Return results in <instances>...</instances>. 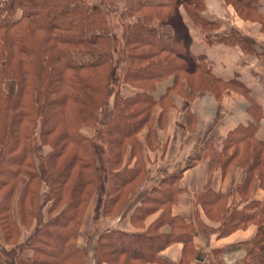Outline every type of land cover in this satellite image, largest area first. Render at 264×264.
I'll return each instance as SVG.
<instances>
[{
  "label": "trees",
  "instance_id": "obj_1",
  "mask_svg": "<svg viewBox=\"0 0 264 264\" xmlns=\"http://www.w3.org/2000/svg\"><path fill=\"white\" fill-rule=\"evenodd\" d=\"M123 1L131 22H123L117 49L108 14L118 6L117 0H0V222L4 242L9 243L0 239V260L4 258L5 264H87L80 228L86 205L97 193L104 199L101 218L113 213L112 218L119 217L125 200L128 205L133 198L136 202L129 221L135 227L99 232L96 264L164 261L159 251L174 243L184 245L181 263L186 252L195 251V226L174 213L185 192L179 181L191 165L169 173L161 164L163 177L146 193L136 194L148 176L139 134L149 127V145L157 143L152 121L156 115L164 122L168 107H178L173 95L182 97L184 106L198 91L220 98L226 88L234 87L254 99L243 81L218 77L211 59L191 51L192 36L182 10L205 32L207 43L224 41L247 51L251 41L235 29L210 37L211 28L221 22L203 14L205 0ZM263 3L229 2L242 18L264 22L257 12ZM169 25L172 31L164 29ZM6 80L16 83L14 93L5 88ZM165 81L169 85L159 96L158 86ZM123 84L134 87L135 93L122 95ZM95 124L94 134H87L85 128ZM257 131L254 125L239 126L222 147L209 140L194 152L197 161L208 159L225 170L239 164L247 170L232 207L227 206L226 195L209 188L199 196L203 205L224 218L221 235L256 224L255 236L242 244L247 255L240 264H264V199L246 194L257 177L264 187V137L258 138ZM103 157L109 158L107 170ZM21 184L15 215L13 204ZM159 210L163 212L157 220L138 230ZM18 220L25 226L36 223L27 242L17 243ZM166 224L169 230L160 231ZM30 247L37 248L32 263L23 255Z\"/></svg>",
  "mask_w": 264,
  "mask_h": 264
},
{
  "label": "crops",
  "instance_id": "obj_2",
  "mask_svg": "<svg viewBox=\"0 0 264 264\" xmlns=\"http://www.w3.org/2000/svg\"><path fill=\"white\" fill-rule=\"evenodd\" d=\"M183 12L184 10H182ZM206 12V17L220 21H225L223 17H227L231 21H227V23L232 28L239 29L242 35L251 41H249L250 46L253 47L251 50L256 54L245 52L238 44L231 45L224 41L207 43L204 39V32L188 23L184 18L189 24L192 36L191 51L196 55L204 54L211 59L214 63L213 70L218 77L226 81L235 78L243 81L251 89L255 100H250L234 87L226 88L220 98L208 91H198L193 101L184 106V99L173 95L171 99L175 101L178 107H168L165 118H163L164 122L160 123L156 115L152 121L151 128L156 133L157 138L155 140L157 143L152 147L149 145L146 137L149 127H145L139 134L142 145L146 146L143 151L149 154L145 158L148 164V176L146 183L136 193L142 195L149 190L152 184L163 177V172L160 169L161 164L168 168L169 173L184 169L186 165H191L183 170L179 181V186L185 188V192L180 194L175 203L174 213L182 216L187 222H192L195 226V251L196 253L199 251L198 260L195 264L202 263L203 255L205 258L203 264H207L208 256L215 254L224 255L221 257L228 263L231 262L232 258L244 254L245 250L242 249L244 248L242 244L250 241L257 231L256 224L252 223L230 234H220V228L224 226V218L216 209H210L203 205L199 201V196L209 188L213 193L226 195L227 206L232 207L231 204L235 203V195L237 194L234 192L237 187L245 183L247 170L239 164H231L225 170L221 166H213L208 159L197 161L194 158L195 150L200 149L209 140L218 148L222 147L228 134L239 126L254 125L256 128L258 127L257 137H264V22L260 18L243 20L228 4L225 5L222 12H219L218 9L214 14H208V10ZM257 12L264 17V3L257 7ZM160 84L156 93L159 96L165 92L169 81ZM123 91L126 96H130L135 93L136 89L129 84H124ZM246 194L248 198L254 200L264 199V187L261 185L259 177L250 184ZM246 194L243 193V195ZM135 202V198L131 199L130 205L127 204L129 206L127 210H123L121 216L111 220L106 229L118 226L135 227L129 223L130 209L135 205ZM162 212L163 210H159L148 216L144 222L145 226L138 228V230L147 228L160 217ZM99 220L98 218L96 222ZM31 228L30 230L33 232L36 230L35 227ZM162 228L169 230L168 224L163 225ZM81 237L80 235V245L87 248V264H96L99 232L90 238L87 236L84 241H81ZM183 249L182 243H174L160 251L159 256L164 261L148 264H182Z\"/></svg>",
  "mask_w": 264,
  "mask_h": 264
},
{
  "label": "rangeland",
  "instance_id": "obj_3",
  "mask_svg": "<svg viewBox=\"0 0 264 264\" xmlns=\"http://www.w3.org/2000/svg\"><path fill=\"white\" fill-rule=\"evenodd\" d=\"M117 1H118V6L116 8H114L113 11H110L109 12L107 10V8H106V10L108 11V14H109L110 30H111V33H112V35L114 37V43L116 45V48L119 49L120 48V43L122 41V36H121L122 34H121V32H122V29H123V22L129 23V22H131V18L128 17V15H127V13H126V11L124 9L125 1H123V0H117ZM205 1H206L205 2V7L206 8H205V11L203 12L204 15L207 14L206 10H208V14H214L217 9L219 10V12H222L224 10L226 4L231 5V4H229V2L230 3L231 2H234V0H205ZM232 7L234 9V12L241 19H243V20H253L252 18H242L239 15V13L236 10V8L234 6H232ZM235 13H233V14H235ZM182 15L187 20V22L190 23V20L188 19V16L186 15V13L183 12ZM223 18H224V20L226 22L219 20L221 22V26L220 27H215V26L212 27L211 30H210V31H212L210 37L214 38V37L221 36V35H227L232 29L235 28V27L232 28L230 26V24L227 23V21L228 22H231L230 20H228L227 17H223ZM164 29L171 30L172 28L169 25V27H164ZM235 29H236L235 31L237 33H239V34L242 35V33H241V31L239 29H237V28H235ZM247 50L248 51H245V52H249V53H251L253 55L256 54L254 51L251 50L250 45H249V48ZM123 85H122V88H123ZM160 85H162V84H160ZM5 88L10 93H14L16 91V83L14 81L6 80V82H5ZM122 95L126 96V93L123 91L122 92ZM110 114H111L110 111H108L107 112V115L108 116L106 118L110 117ZM97 126L98 125L95 124L93 126H89V127L85 128L86 133L89 134V135H93L94 132H95V130H96V128H97ZM152 137H153V139H156L157 138L156 133H154L152 135ZM143 149H146V146H143ZM143 154H144V157L145 158H146L147 155H149V154H147L144 151H143ZM102 159L103 160H102L101 164L107 170L108 169V166H109V158L108 157H103ZM101 174H102L101 178H103L101 190H102V192H104L105 189H106V187H107V181L104 180L105 179V172H103ZM146 181L147 180L144 179L143 182H142V185L144 183H146ZM23 185L24 184H21L20 188H18L16 197L14 199L13 209H14V214L15 215H18L16 204H17V199H18V197L20 195V191H21ZM99 195L97 193L96 197L91 198L90 204L86 205V209H87V207H88V209L85 210L84 220H83V223L81 224V228H80V235L82 236L81 237L82 238L81 241H84V239L87 238V236H88V238H90V236H92L93 234L98 233V232L106 229L107 227H109L111 220H113L115 218H118L117 216L115 218H112L113 216L116 215V213H113L112 216H109V217H106V218L105 217H103V218L100 217L101 216V211H99V209H101L102 203H103V200L104 199H102V196H99ZM103 197H104V195H103ZM127 200H125L123 202V204L121 206V210L119 211V214L121 213V211H123L126 208L128 202H129V200L128 201ZM48 208H49V204L46 205V210H47L46 212L47 213L45 212V219L48 218ZM132 210H133V208L131 207L130 211L132 212ZM17 218H18V216H17ZM98 218L101 221L99 220L98 222H96V220ZM18 224H19L20 236H19V240H18L17 243H19V242H27L29 240L28 239V236L29 235L31 236L33 234L32 233L33 231H31L30 228L31 227H35V229H36V223H34L32 226H30V225L29 226H25L24 224H22L19 221ZM27 229H29V230H27ZM160 231H166V229H163L162 228V229H160ZM28 232H29V234H28ZM0 239L3 241L4 245H8L9 244V243H5L4 242V233H3V228H2L1 222H0ZM170 246L171 245H169V247ZM239 248H241V247H239ZM35 249L37 251V248L36 247H34V248L33 247H30L29 249L25 248L24 249L25 251L23 252V255L24 256H28L27 258H30L31 263H32V261L35 260L33 258V257H35V255H34V253H35L34 250ZM242 249L245 250L244 254H240L239 256H237L234 259L232 258V261L229 262V263L227 262V260H225V259L222 258V257H224V255H221L222 257L221 256H216V255H210L207 258V264H240V263H242L241 260H243L244 257H246V255H247V251H246L247 249L245 247L242 248ZM28 251H29V253H28ZM146 251H148V250H146ZM160 251H159V253H160ZM148 253L151 254L153 252H149L148 251ZM198 255H199V251H198V253H196V251L195 252L194 251L193 252H191V251L186 252V255H185L186 260L182 264H195L196 260H198L197 259ZM201 259H203L202 260V263H201V264H203L204 263L203 261H205L204 260L205 259L204 258V255L202 256ZM199 263H200V261H199ZM0 264H5V259L4 258H3V260H0ZM144 264H146V263H144Z\"/></svg>",
  "mask_w": 264,
  "mask_h": 264
},
{
  "label": "water",
  "instance_id": "obj_4",
  "mask_svg": "<svg viewBox=\"0 0 264 264\" xmlns=\"http://www.w3.org/2000/svg\"><path fill=\"white\" fill-rule=\"evenodd\" d=\"M200 259V258H199Z\"/></svg>",
  "mask_w": 264,
  "mask_h": 264
}]
</instances>
